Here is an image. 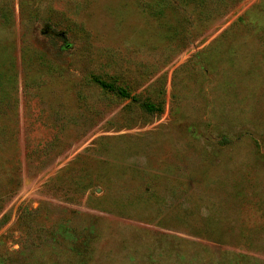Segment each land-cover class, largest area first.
<instances>
[{
  "label": "rangeland",
  "instance_id": "1",
  "mask_svg": "<svg viewBox=\"0 0 264 264\" xmlns=\"http://www.w3.org/2000/svg\"><path fill=\"white\" fill-rule=\"evenodd\" d=\"M0 264H264V0H0Z\"/></svg>",
  "mask_w": 264,
  "mask_h": 264
},
{
  "label": "trees",
  "instance_id": "2",
  "mask_svg": "<svg viewBox=\"0 0 264 264\" xmlns=\"http://www.w3.org/2000/svg\"><path fill=\"white\" fill-rule=\"evenodd\" d=\"M96 80L99 82V84H101L103 86H106V87H109V88H114V86L109 85L107 82H105L101 78H97ZM118 91H119L120 94H122L124 96H127V97L129 96V93H127L124 88H119ZM144 107L150 112H152L154 110V108H156L154 106V104H152V103H146V104H144Z\"/></svg>",
  "mask_w": 264,
  "mask_h": 264
}]
</instances>
